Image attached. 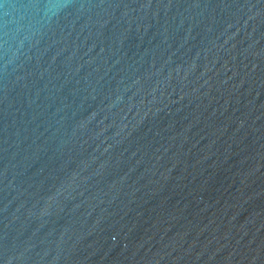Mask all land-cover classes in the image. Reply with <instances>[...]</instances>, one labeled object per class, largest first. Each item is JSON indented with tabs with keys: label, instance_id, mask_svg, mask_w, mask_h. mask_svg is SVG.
Wrapping results in <instances>:
<instances>
[{
	"label": "water",
	"instance_id": "water-1",
	"mask_svg": "<svg viewBox=\"0 0 264 264\" xmlns=\"http://www.w3.org/2000/svg\"><path fill=\"white\" fill-rule=\"evenodd\" d=\"M0 264H264V0H0Z\"/></svg>",
	"mask_w": 264,
	"mask_h": 264
}]
</instances>
